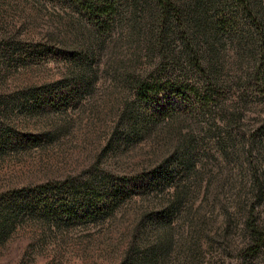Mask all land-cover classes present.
Instances as JSON below:
<instances>
[{
	"label": "rangeland",
	"instance_id": "1",
	"mask_svg": "<svg viewBox=\"0 0 264 264\" xmlns=\"http://www.w3.org/2000/svg\"><path fill=\"white\" fill-rule=\"evenodd\" d=\"M177 1L165 50L146 0H0V264H124L145 213L156 264H264V0Z\"/></svg>",
	"mask_w": 264,
	"mask_h": 264
},
{
	"label": "trees",
	"instance_id": "2",
	"mask_svg": "<svg viewBox=\"0 0 264 264\" xmlns=\"http://www.w3.org/2000/svg\"><path fill=\"white\" fill-rule=\"evenodd\" d=\"M146 1L151 3V9H152L151 13L153 14L151 18H153L154 16H158V18H153V21H154V25H157L158 30H161L160 34L158 35L157 33L158 36L154 37L156 41V45L159 48L164 49L165 45L172 44L170 43L171 42L170 40L164 44L165 38L167 37L166 36L164 38L162 37L163 31H165V28H167V26L170 30H177V31H180L181 34L185 35L184 32L182 31L183 27L180 24V22H182V20L184 19L183 17L184 9L182 8V6L179 5V2L177 0H146ZM239 1L241 2L242 0H239ZM77 4H78L77 6L80 9L85 10L86 13L90 15L99 14L103 18L102 22L103 23L105 22V25L104 24L103 25L106 26V28L109 26V20L113 19V16L117 11L114 0H77ZM172 20L174 22H172ZM175 22H178L180 26L174 25ZM152 29H153V36H154L155 35L154 30L156 29L154 28V26ZM190 47L191 46L189 43L186 45V48L182 51L188 55V52H189L188 50L190 49ZM185 54H182V55L184 56ZM180 58L181 56H178V57L176 56L174 60H178ZM189 59L194 64H196V61H197L196 58H192V56H189ZM158 85H159L158 82H154L153 85L145 84L144 82H142L140 83V86H139V92L141 94H144L147 91H149L148 89L150 87L152 86L158 87ZM186 88L187 87L183 88L182 85L181 86L175 85L170 89V92L168 93L169 95L171 94V97H173V99L179 100L181 98L182 100H184V94H185L184 90H186ZM194 91L197 92L198 94L197 98L198 99L201 98V93L197 91L196 89ZM209 98L210 97L203 98L205 100V103H208ZM200 102L203 103L202 100ZM167 160L169 161V159ZM167 160L163 161L162 164L158 168H156L155 170L151 172V175L149 176V179H148L147 187L154 189L155 187L159 188L161 187V185H164V182L165 184H170V182L168 181L169 177H167V174H166L167 172L169 173L168 168H166L165 174L163 173V168H162L166 164ZM185 160L182 161L181 166H185L187 164ZM178 165H179V161H178ZM139 177L140 176L135 175L134 180ZM157 182L158 184H155ZM152 184H153V187H150V185L152 186ZM116 190L118 192L114 191L111 195L107 194L108 197L101 199L99 202H101L104 207H107V205H110V206L113 205L114 202H116V200L119 197L125 196V194L121 190L119 189H116ZM174 196H175L174 200L171 202L169 209L175 208L176 207L175 205L182 204V201H183L182 192L180 191L177 193L174 192ZM105 209H99L96 212H99L98 214L102 215L104 212H106ZM149 214L150 213H145L142 219L139 221L138 223L139 225L137 224V226L133 230L134 232L133 239H131L129 246H130V250L133 251L134 254L132 256H128L124 264H156L157 254L159 255L162 254V253H159V251H161L160 249L168 247L170 244H172V239L168 236L165 237L164 236L165 234L159 233L158 232L159 230H158L156 232V238L158 239L157 245L156 246L147 245L148 244L147 238H146L147 237L146 233H148L147 227L151 223H154L153 217H149ZM9 230H10V227H8L6 223L0 225L1 240L4 239L3 237H6V234L9 232ZM263 236H264V224L261 227H255L254 239L252 240L254 242H258L259 239L257 240L256 237L262 238Z\"/></svg>",
	"mask_w": 264,
	"mask_h": 264
}]
</instances>
